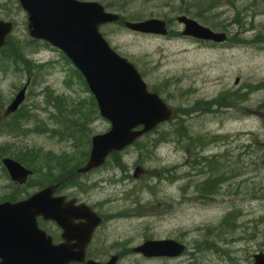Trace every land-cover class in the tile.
Listing matches in <instances>:
<instances>
[{"label": "rangeland", "instance_id": "obj_1", "mask_svg": "<svg viewBox=\"0 0 264 264\" xmlns=\"http://www.w3.org/2000/svg\"><path fill=\"white\" fill-rule=\"evenodd\" d=\"M99 1L127 20L167 21L166 35L137 33L122 23L105 25L102 31L115 51L135 65L149 89L175 110V116L83 176V190L77 191L102 203L100 211L111 225L109 237L123 251L148 235L186 244L180 257L146 264H253L252 254L264 247V4L255 8L254 0H219L218 8L206 11L212 27L194 16L196 11L179 9L182 5L195 9L203 0ZM178 15L226 32V41L215 44L183 36ZM0 18L14 22L12 40L20 53L19 57L0 54L3 201L22 198L54 182L53 178L65 177L50 169L63 155L79 165L86 161L89 148L84 155V149L79 151L70 140L60 141L38 127L56 122L51 116L54 109L47 104L50 91L86 105L90 93L61 51L31 41L17 0H0ZM23 86L27 91L19 110L27 120L19 126L22 131L12 134L7 124L14 115L9 117L5 109ZM90 128L92 134L103 133L110 123L98 117ZM23 152L27 153L20 156L23 164L35 173L17 186L2 159H16ZM195 158L209 161L200 164ZM139 167L141 172L135 175ZM205 179L214 184L210 192L203 190ZM120 264L144 263L129 255Z\"/></svg>", "mask_w": 264, "mask_h": 264}, {"label": "water", "instance_id": "obj_2", "mask_svg": "<svg viewBox=\"0 0 264 264\" xmlns=\"http://www.w3.org/2000/svg\"><path fill=\"white\" fill-rule=\"evenodd\" d=\"M21 3L29 14V35L48 41L68 56L84 75L100 114L111 122L109 131L93 136L89 159L77 171L87 172L102 165L111 152L121 151L174 115V110L158 93L148 90L134 64L113 50L101 34L100 26L116 22L119 14L106 12L96 1L21 0ZM177 20L183 25L182 34L185 36L216 43L226 41V32L214 31L187 15H179ZM124 23L127 28L140 33H168L166 21L159 18ZM12 29L11 21L0 20V47L6 43ZM25 91L26 86L16 94L8 112L19 107ZM3 163L11 179L19 184L25 183L32 174L30 169L11 158H4ZM139 172L141 170L137 168L135 175ZM58 186L48 185L24 200L0 204L1 264H67L72 260L61 256L65 245H45L43 240L46 237L36 221L37 216L42 215L45 219L56 220L63 227L68 225L72 209L67 205L72 202L65 203L64 197L53 196ZM77 208L82 212L81 217L93 219L90 229L101 221L87 205ZM86 226L89 228V223ZM184 249V244L173 239L147 240L135 248L149 257H176ZM3 250L6 255L2 254ZM255 264H264L263 254L255 255Z\"/></svg>", "mask_w": 264, "mask_h": 264}, {"label": "flooded vegetation", "instance_id": "obj_3", "mask_svg": "<svg viewBox=\"0 0 264 264\" xmlns=\"http://www.w3.org/2000/svg\"><path fill=\"white\" fill-rule=\"evenodd\" d=\"M86 1V0H79ZM20 11L27 18V12L22 8L19 0H17ZM93 171L87 173H75L70 177L64 178L61 180L58 188L54 192V196H64L66 201L72 202V205H67L68 208L72 209L70 215L72 218L67 220L68 225L65 227L58 224L57 221L53 219H45L43 216H37V226L44 233L46 237L44 241L45 245L51 244V246H62L63 258L70 259L67 264H87L89 262L97 264H120L122 258L129 255H135L142 259L143 263L146 264L147 261L156 259V258H165V257H147L146 255L136 252L134 250L135 244L128 251H123L121 245L115 246V241L112 240V237H109L111 225L106 223V219L100 207L102 203L97 201H90L84 197H81L79 191L83 190V176L92 174ZM211 186L212 182L204 181V184ZM65 186L61 189V186ZM95 187V186H94ZM38 188L37 190H39ZM36 190V191H37ZM79 190V191H77ZM82 205H87L90 209L101 217L99 224L95 225L93 229H90V225L93 224V219H87L81 217L82 212L77 207ZM89 223V228L87 224ZM114 232V231H112ZM115 233V232H114ZM149 238V235L146 239ZM48 240V241H47ZM47 241V242H46ZM264 255V247L257 250L256 253ZM3 255H6L7 252L3 250ZM255 256V253L252 256ZM253 259V258H252ZM254 262V260H252ZM254 264V263H253Z\"/></svg>", "mask_w": 264, "mask_h": 264}, {"label": "trees", "instance_id": "obj_4", "mask_svg": "<svg viewBox=\"0 0 264 264\" xmlns=\"http://www.w3.org/2000/svg\"><path fill=\"white\" fill-rule=\"evenodd\" d=\"M181 1L184 2L185 0H180V2ZM259 3L264 4V0H254L252 1L251 5L255 8H258L259 5H256V4H259ZM167 4L171 5L170 3H166L165 5ZM199 4L200 5L196 6L195 9H192L189 7L184 8L183 7L184 5H182L179 9L180 11L185 12V13L196 11L194 16L199 17V18H204L205 23H207L208 25H211L212 27L215 26L213 21L207 20L206 11H211V10H215L216 8H218L220 1L219 0H203V2H199ZM208 18L211 19L210 17ZM235 21H237V17L235 18ZM262 29H263L262 34L264 35V23L262 24ZM31 41L36 42L35 40H31ZM43 46H48V45L44 44ZM17 48H18L17 45L12 40V35H9L7 44L4 47L0 48V54H3L7 57H11L12 54H15L17 57H19L20 53L18 52ZM62 55L66 59V61L70 64L71 62H69L66 56L64 54ZM72 70L77 74L78 78L84 83V85L86 86V91L88 92L86 82L84 78L82 77V75L79 73L78 70H76L73 67H72ZM87 101H88L87 105L85 101H79L76 103L74 101L68 100L62 94L57 95L50 91V94H48L47 104L51 108L54 109L53 110L54 113H51V116L56 120V122L50 128L47 127L46 122H43L42 126H39L38 129L41 131V133L42 132L48 133L49 135H51V137L58 138L60 141L70 140L74 147L79 148V151H81L80 149H84L83 151L84 155H88V152L86 150L89 147L90 138L92 135L90 123L95 118L99 117V113H98L96 100L91 94H89V99H87ZM66 107H71L73 109L76 108V110L75 111L66 110L65 109ZM82 111H87V112H82ZM21 113H22L21 110H18V112L14 114V117H12L10 121L8 122L7 130L9 133L14 134V133H19L20 131H22L23 128H19V126H21L22 124L21 119L27 118V117L22 115ZM74 114L77 115V118L73 116ZM89 117H92V118L89 119ZM157 141L159 140H156V142ZM20 156L26 157L27 153L23 152L20 155L18 154L16 157V160L20 161L21 163H26L25 159ZM69 157L70 156L68 154L63 155L62 156L63 159H60V160L58 159L57 161H55L54 166L50 167V169L58 170L63 176L67 175L70 171L73 170V167L77 168L80 163L79 161H73V159ZM83 160H80V161H83ZM66 161L70 165L66 166ZM30 167L32 168V166ZM53 179H54L53 181H56L59 178H53Z\"/></svg>", "mask_w": 264, "mask_h": 264}, {"label": "bare ground", "instance_id": "obj_5", "mask_svg": "<svg viewBox=\"0 0 264 264\" xmlns=\"http://www.w3.org/2000/svg\"><path fill=\"white\" fill-rule=\"evenodd\" d=\"M207 171H208V170H207ZM201 172H203V171H202V168H201ZM226 178H228V177H226Z\"/></svg>", "mask_w": 264, "mask_h": 264}]
</instances>
